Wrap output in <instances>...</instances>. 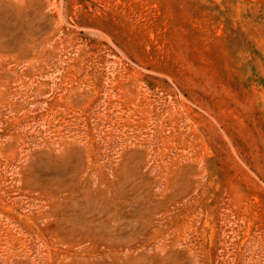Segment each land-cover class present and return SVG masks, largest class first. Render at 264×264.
<instances>
[{
	"label": "rangeland",
	"instance_id": "374dc122",
	"mask_svg": "<svg viewBox=\"0 0 264 264\" xmlns=\"http://www.w3.org/2000/svg\"><path fill=\"white\" fill-rule=\"evenodd\" d=\"M0 264H264V0H0Z\"/></svg>",
	"mask_w": 264,
	"mask_h": 264
},
{
	"label": "bare ground",
	"instance_id": "6f19581e",
	"mask_svg": "<svg viewBox=\"0 0 264 264\" xmlns=\"http://www.w3.org/2000/svg\"><path fill=\"white\" fill-rule=\"evenodd\" d=\"M75 230V229H74ZM70 231V230H69Z\"/></svg>",
	"mask_w": 264,
	"mask_h": 264
}]
</instances>
